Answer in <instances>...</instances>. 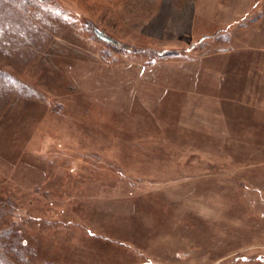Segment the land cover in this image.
<instances>
[{
    "label": "rangeland",
    "instance_id": "rangeland-1",
    "mask_svg": "<svg viewBox=\"0 0 264 264\" xmlns=\"http://www.w3.org/2000/svg\"><path fill=\"white\" fill-rule=\"evenodd\" d=\"M262 35L264 0H1L0 264H264Z\"/></svg>",
    "mask_w": 264,
    "mask_h": 264
},
{
    "label": "trees",
    "instance_id": "trees-1",
    "mask_svg": "<svg viewBox=\"0 0 264 264\" xmlns=\"http://www.w3.org/2000/svg\"><path fill=\"white\" fill-rule=\"evenodd\" d=\"M30 1H34V0H30ZM0 3H1V0H0ZM10 13H12V11L10 12ZM114 44L118 47V46H120V44L119 43H115L114 42ZM123 46H120L119 48H122ZM145 50V49H144ZM137 53V52H136ZM161 55V54H160Z\"/></svg>",
    "mask_w": 264,
    "mask_h": 264
},
{
    "label": "crops",
    "instance_id": "crops-1",
    "mask_svg": "<svg viewBox=\"0 0 264 264\" xmlns=\"http://www.w3.org/2000/svg\"><path fill=\"white\" fill-rule=\"evenodd\" d=\"M263 41H264V35H262L260 43H263ZM261 47H264V43L262 44Z\"/></svg>",
    "mask_w": 264,
    "mask_h": 264
}]
</instances>
